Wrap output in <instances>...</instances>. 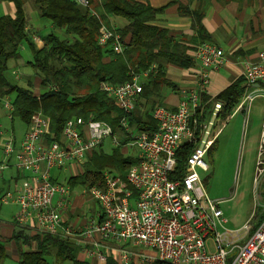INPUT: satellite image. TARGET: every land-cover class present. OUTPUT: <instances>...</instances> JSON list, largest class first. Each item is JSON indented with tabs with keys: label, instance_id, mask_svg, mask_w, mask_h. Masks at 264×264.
I'll return each mask as SVG.
<instances>
[{
	"label": "built area",
	"instance_id": "2783aa9c",
	"mask_svg": "<svg viewBox=\"0 0 264 264\" xmlns=\"http://www.w3.org/2000/svg\"><path fill=\"white\" fill-rule=\"evenodd\" d=\"M74 1L81 6L89 5L88 0ZM97 43L114 54L123 51L119 34L105 25L99 28ZM192 59L196 63L193 83L180 91L175 108L164 105L153 108L154 130L135 129L128 120L143 85L156 72V65L152 64L145 70H130L129 80L123 83L99 84V89L123 113L118 131L100 120L71 117L55 140L49 134L48 119L36 112L18 146L9 136L2 146L0 171L8 167L12 157L14 166L29 173L32 179L31 184L0 196L1 204L17 206L15 224H33L36 232L61 239L81 237L88 242L83 247L84 254L97 264H104L108 255L117 264H227L228 255L234 251L228 264H264V218L253 228L245 223L239 229H226L220 208L222 200L207 196L197 172L198 168L208 169L204 157L220 132V128L213 127L220 101L212 102L209 117L198 134L196 118L204 110L202 96L207 94L210 73L226 62L224 51L211 41H203L193 49ZM242 76L244 91L233 113L244 104L246 109L254 97H261L263 140L264 51L258 52L254 60L242 62ZM3 106L12 110L9 101ZM105 140L125 151L136 149L137 162L125 176L131 188L126 187L117 173L104 170L102 188H83V193L98 204L95 217H89L83 227L65 226L61 209L69 202V187L52 181L50 170L76 165L81 168L87 154ZM186 144L192 147L184 162V172L175 175L176 153ZM95 233L98 240L94 239Z\"/></svg>",
	"mask_w": 264,
	"mask_h": 264
},
{
	"label": "trees",
	"instance_id": "16d2710c",
	"mask_svg": "<svg viewBox=\"0 0 264 264\" xmlns=\"http://www.w3.org/2000/svg\"><path fill=\"white\" fill-rule=\"evenodd\" d=\"M26 1L0 0V98L14 93L11 119L18 118L29 124L32 115L40 112L48 119L49 134L55 140L60 138L65 121L71 117L100 120L118 131L123 113L112 98L99 89V84L102 81L123 83L129 80L130 70H145L152 64L156 65V72L143 85L128 120L129 125L138 130L156 129L151 111L156 105L163 104L165 91L177 88L166 77L167 66L190 68L193 62L189 51L203 41H210L202 24L204 3L207 0H196L194 9L179 6V14L191 18L195 32L192 45L183 38L176 39L167 28L155 24L157 15L163 13L172 2L153 7L148 0H88V6H81L74 0H32L39 15L49 19L53 27L61 28L64 32L63 35L53 32L41 34L42 44L38 45L28 31L29 18L24 8ZM3 2L13 5L11 14L1 11ZM108 17H121L126 21L122 27L113 29L120 36L123 48L121 54H114L106 46L97 43L99 28L101 25L107 26ZM23 42L31 56L26 65L37 73L40 81L38 95L33 93L30 86H19L5 75L7 62L20 58ZM243 91L244 77L241 76L214 98L203 95L204 108L207 104L210 107L213 101H220L217 118L226 117L231 114ZM202 118L197 114L198 122H202ZM215 144L216 139L207 155L214 150ZM191 147L186 144L178 149L175 175L183 174L184 162ZM125 152V149L118 146L106 153L100 145L87 154L80 170L66 183L71 188H102L104 170L117 173L126 183V172L137 161ZM126 187L131 188L128 183ZM9 240L14 241L18 249L16 264H51L52 261L53 264H95L78 259L79 246L74 241L55 235L38 232L29 235L18 227L13 230ZM6 241L0 237V264L7 256ZM32 242L34 248L22 249L23 245L30 246ZM104 264L117 263L108 255Z\"/></svg>",
	"mask_w": 264,
	"mask_h": 264
},
{
	"label": "rangeland",
	"instance_id": "374dc122",
	"mask_svg": "<svg viewBox=\"0 0 264 264\" xmlns=\"http://www.w3.org/2000/svg\"><path fill=\"white\" fill-rule=\"evenodd\" d=\"M30 2L32 0L26 1L24 5L25 13L29 18L28 31L31 35L38 38L36 40L38 45L42 44L41 34L48 32L59 35L64 34L61 28L53 27L49 19L41 17L33 2ZM30 59V51L26 43L23 42L20 47V58L17 61L10 59L7 62L6 77L11 82L24 87L26 86L25 83H29L30 79H36L38 77L37 73L26 65V61ZM13 95L14 93L2 99L0 98L2 113L0 129L6 133L4 137L8 135L19 137L25 128L24 122L20 119H9L7 116L8 112L3 107L6 101L11 103ZM241 96L233 106L232 115L216 117L213 127L214 130L220 128V132L216 137L214 150L204 157L208 169H197L207 196L211 199L222 200L220 208L223 218L226 220L224 227L230 230L239 229L245 223H248L253 228L264 216V139L262 140L261 138L263 102L261 97L256 96L247 103L246 109V104H244L240 109L241 111L233 113L234 108L242 98ZM201 116H203L202 122H198L196 118L197 128H200L209 117L208 104L202 114H198V117L201 118ZM111 149L112 145L109 140H105L102 144V150L108 153ZM259 151L262 154L259 155ZM125 153L129 157H136V149L134 147L128 148ZM79 170V165H76V167L67 166L50 170V175L54 176L58 183L65 184L66 179ZM97 207L98 205L86 193L82 209L84 214H89V208L94 210ZM16 210L17 206L12 203L0 204V224L14 227L13 217ZM6 247L7 256L1 264H16V260L9 251L8 243H6ZM10 247L13 250L15 248L12 243H10ZM24 249H26V246H24ZM234 254L235 251L228 255L227 264L231 261ZM51 264H53V261ZM95 264L97 263L95 262Z\"/></svg>",
	"mask_w": 264,
	"mask_h": 264
},
{
	"label": "crops",
	"instance_id": "0c3cea01",
	"mask_svg": "<svg viewBox=\"0 0 264 264\" xmlns=\"http://www.w3.org/2000/svg\"><path fill=\"white\" fill-rule=\"evenodd\" d=\"M148 2L153 7H159L172 2L163 13L157 15L155 24L167 28L169 34L176 39L183 38L192 45V38L195 32L192 29L191 18L179 14L178 11L179 6H187L189 9H194L196 0H148ZM204 6L202 24L210 36V41L221 47L226 57L225 64L218 70L210 73V82L207 87L206 95L210 98H214L234 80L242 76V62L244 60H254L258 52L264 51V0H207ZM13 10L14 7L11 3H2L3 13L11 14ZM106 22L107 27H111L112 29L120 28L126 23L121 17H108ZM192 52L193 49L189 51L191 59ZM192 62L193 65L187 69H182L173 65L167 66L166 77L170 79L177 88L173 91H165L162 105L175 108L180 98V91L193 83L192 72L196 68V63L193 59ZM25 84L26 86H30L34 94H39L40 81L38 77L34 80L30 79L29 83ZM7 112L8 118L11 119V115L9 114L11 111L7 110ZM1 116L2 113L0 109V119ZM24 124L25 128L22 130L19 137L12 135L16 146H18L23 134L30 125V123ZM4 134L6 133L0 129V160L3 157L2 146L9 137V135L4 137ZM76 174L77 173L73 175ZM70 177L66 179V182ZM51 178L54 182H57L54 176H51ZM31 183L32 179L29 173L17 169L14 166V159L11 157L8 167L0 171V196L5 192L20 189ZM65 185L69 187L70 197L67 206L61 209L63 225L83 227L87 223L89 217H95L98 207L94 210L89 208V214H84L82 209L84 197H86V193H83V188L85 187L77 186L71 188L67 183H65ZM88 197L98 205L89 194ZM14 227L0 224V237L7 240L6 243L9 244V251L12 257L17 260V246L14 241L9 240L13 230L18 227L23 228L29 235L34 234L36 231L33 224L25 226L15 224ZM66 239L74 241L79 246L78 259L88 260L93 263L96 262L94 259L87 257L83 252V247L88 243L87 240L81 237H68ZM94 239H99L97 233L94 234ZM10 243L14 245V250L10 247ZM24 246L25 245L22 246L23 250L35 247L33 242L30 246H26V249H24Z\"/></svg>",
	"mask_w": 264,
	"mask_h": 264
}]
</instances>
